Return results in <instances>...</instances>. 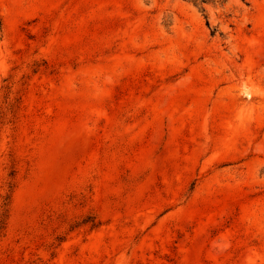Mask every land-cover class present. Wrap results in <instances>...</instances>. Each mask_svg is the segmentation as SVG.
<instances>
[{
  "label": "rangeland",
  "instance_id": "1",
  "mask_svg": "<svg viewBox=\"0 0 264 264\" xmlns=\"http://www.w3.org/2000/svg\"><path fill=\"white\" fill-rule=\"evenodd\" d=\"M0 264H264V0H0Z\"/></svg>",
  "mask_w": 264,
  "mask_h": 264
},
{
  "label": "trees",
  "instance_id": "2",
  "mask_svg": "<svg viewBox=\"0 0 264 264\" xmlns=\"http://www.w3.org/2000/svg\"><path fill=\"white\" fill-rule=\"evenodd\" d=\"M2 220H3V219H2V216H0V224L2 223Z\"/></svg>",
  "mask_w": 264,
  "mask_h": 264
}]
</instances>
